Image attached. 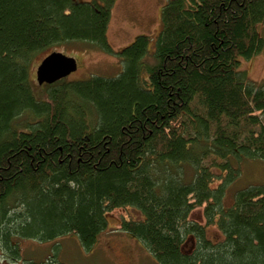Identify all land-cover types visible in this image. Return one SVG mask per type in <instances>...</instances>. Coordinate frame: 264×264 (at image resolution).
Segmentation results:
<instances>
[{
	"label": "trees",
	"instance_id": "trees-1",
	"mask_svg": "<svg viewBox=\"0 0 264 264\" xmlns=\"http://www.w3.org/2000/svg\"><path fill=\"white\" fill-rule=\"evenodd\" d=\"M115 1L0 0L1 258L70 234L89 250L107 215L131 208L140 217L118 230L156 264H264V183L224 205L240 163L264 162V83L240 70L264 54V0H169L152 49L138 36L117 52L118 76L36 97L31 67L46 50L112 53ZM201 207L203 225L190 220Z\"/></svg>",
	"mask_w": 264,
	"mask_h": 264
},
{
	"label": "rangeland",
	"instance_id": "rangeland-1",
	"mask_svg": "<svg viewBox=\"0 0 264 264\" xmlns=\"http://www.w3.org/2000/svg\"><path fill=\"white\" fill-rule=\"evenodd\" d=\"M92 2L93 0H75ZM169 0H116L111 10L107 29V43L112 51L96 48L82 42H71L46 50L33 61L30 79L34 95L37 97L42 87H38L35 73L40 61L52 52H59L75 59L77 69L65 80L85 81L92 77L114 78L121 72L122 65L117 52L129 46L136 37L147 36L151 40V50L161 30V10ZM240 70L256 85L264 83V54L250 60H242ZM239 177L227 188L224 205L231 204L234 193L251 185L264 183V162L244 160L240 163ZM140 213L131 208L113 210L107 215V229L102 232L89 250H84L74 235H64L49 243L33 240L19 242L21 258L6 261L0 256V264H156L145 249L128 234L118 230L122 219H137ZM190 220L204 224L202 207L195 209ZM207 236L213 240L220 237L215 227L207 228Z\"/></svg>",
	"mask_w": 264,
	"mask_h": 264
},
{
	"label": "water",
	"instance_id": "water-1",
	"mask_svg": "<svg viewBox=\"0 0 264 264\" xmlns=\"http://www.w3.org/2000/svg\"><path fill=\"white\" fill-rule=\"evenodd\" d=\"M77 69L74 58L67 57L59 52H52L46 55L36 67L37 85H52L60 80L66 79Z\"/></svg>",
	"mask_w": 264,
	"mask_h": 264
}]
</instances>
